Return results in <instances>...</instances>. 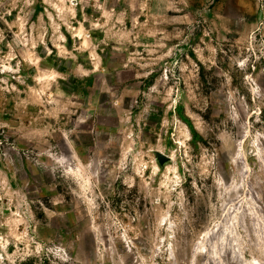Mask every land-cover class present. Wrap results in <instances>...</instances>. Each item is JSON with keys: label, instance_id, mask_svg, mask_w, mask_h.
Instances as JSON below:
<instances>
[{"label": "rangeland", "instance_id": "374dc122", "mask_svg": "<svg viewBox=\"0 0 264 264\" xmlns=\"http://www.w3.org/2000/svg\"><path fill=\"white\" fill-rule=\"evenodd\" d=\"M0 264H264V0H0Z\"/></svg>", "mask_w": 264, "mask_h": 264}, {"label": "water", "instance_id": "95a60500", "mask_svg": "<svg viewBox=\"0 0 264 264\" xmlns=\"http://www.w3.org/2000/svg\"><path fill=\"white\" fill-rule=\"evenodd\" d=\"M157 158H158V162L160 164H163L165 161H167L169 159L168 156H166V155H164L163 153H160V152L157 153Z\"/></svg>", "mask_w": 264, "mask_h": 264}]
</instances>
